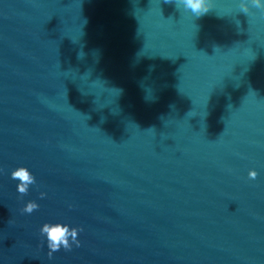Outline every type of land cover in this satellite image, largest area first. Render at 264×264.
Here are the masks:
<instances>
[{"label": "water", "instance_id": "95a60500", "mask_svg": "<svg viewBox=\"0 0 264 264\" xmlns=\"http://www.w3.org/2000/svg\"><path fill=\"white\" fill-rule=\"evenodd\" d=\"M211 2L0 0V264H264V10Z\"/></svg>", "mask_w": 264, "mask_h": 264}, {"label": "clouds", "instance_id": "9594fccd", "mask_svg": "<svg viewBox=\"0 0 264 264\" xmlns=\"http://www.w3.org/2000/svg\"><path fill=\"white\" fill-rule=\"evenodd\" d=\"M172 2L173 0H165V3ZM174 2L176 7L178 4H182L185 9L191 10L196 17L203 16L213 9L211 0H174ZM250 5L256 9L264 10V0H241L239 5L240 12L247 15L250 12ZM257 176V171L251 170L249 172V179L255 180ZM11 178L19 181L17 190L22 195L27 194L29 186L36 182L35 176L25 166H20L13 170ZM45 195L46 193H41L42 198ZM38 207L39 205L35 201H29L23 208V211L31 214L33 211L37 210ZM80 231H82V229L71 227L65 223H45L41 228V234L47 237V246L50 249L48 253L49 257L62 247L65 250H71L73 243L79 246L80 241L78 236Z\"/></svg>", "mask_w": 264, "mask_h": 264}]
</instances>
